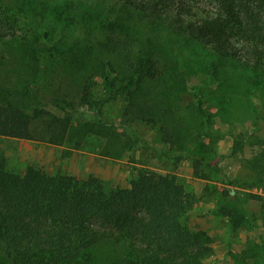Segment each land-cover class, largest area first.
<instances>
[{
	"label": "trees",
	"instance_id": "1",
	"mask_svg": "<svg viewBox=\"0 0 264 264\" xmlns=\"http://www.w3.org/2000/svg\"><path fill=\"white\" fill-rule=\"evenodd\" d=\"M101 1L107 4L101 14L84 7L77 15L72 1L60 5L50 17V27L43 31L46 38H51V27L56 24L76 28L80 22L77 18L83 14L86 27L90 22V29L106 34L96 38L87 31H78L81 39L64 57L68 68L78 67L81 60L98 50L118 53L124 61L126 76H119L109 62L102 72L100 67L93 66L92 76L99 75L103 92L95 102L97 109L107 99H118L125 104L126 113L142 115L149 122L155 120V109L159 111L163 104L161 96L154 104L147 101L148 94L154 93L147 90L151 84L172 82L168 94L182 85L175 62L165 56L161 41L153 38L152 30L156 29L166 30L210 56L215 69L226 61L252 68L250 83L264 98V74H260L264 72V0ZM39 2L15 0V7H5L3 15L43 20V7L39 10L36 6ZM130 23L136 25L133 30L138 33L143 32L140 26L144 29L143 40H121L119 44L112 35L122 37L123 31L131 29ZM214 80L213 74L211 81ZM192 90L198 95L202 87L193 86ZM89 98L87 84L82 103H89ZM198 104L201 106L202 100ZM41 107L3 98L0 137L32 140L33 119L42 112ZM162 112L165 115L167 109ZM160 121L163 142L180 145V128H173L168 118ZM133 142H139L138 138ZM199 142L198 146H202ZM247 147L253 150L249 156L244 155ZM231 152L240 158L245 175V180L231 183L251 182L264 188V139L240 133L231 138ZM182 157L193 161L196 173L205 166L214 167L217 162L202 150L188 151ZM234 193L225 189L227 196ZM251 196L262 202L264 208L261 196ZM193 199L177 177L170 174L139 172L128 187L107 189L93 175L74 178L34 166L18 173L0 157V244L10 264H206L212 250L207 246L205 232L199 228L192 230L185 222L193 209ZM211 215L226 217L220 210ZM228 223L232 224L230 220ZM239 264L247 263L242 260Z\"/></svg>",
	"mask_w": 264,
	"mask_h": 264
},
{
	"label": "rangeland",
	"instance_id": "2",
	"mask_svg": "<svg viewBox=\"0 0 264 264\" xmlns=\"http://www.w3.org/2000/svg\"><path fill=\"white\" fill-rule=\"evenodd\" d=\"M39 1L36 6L39 10L43 7V20L15 18L10 14L4 17V8L15 7V0H0V101L11 98L42 106V112L33 119L32 140L0 137V157L7 167L18 173L34 166L74 178L93 175L107 189L128 187L139 172L176 176L194 196L193 209L185 222L192 230L199 228L205 232L207 246L212 250L206 264H239L242 260L262 264L264 208L251 195L264 199V188L251 182L231 183L245 180L241 160L231 152V138L252 133L264 139V98L250 83L253 69L232 61L217 64L215 69L210 56L193 45L172 37L166 30H152L153 38L164 46L165 56L175 62L182 85L168 94L172 82L151 84L147 90L154 93L148 94L147 101L154 104L161 96L163 104L158 105L159 111L155 109V120L149 122L142 115L126 113L125 104L118 99L109 98L97 109L95 102L103 92L99 75L92 76L93 66L100 67L102 72L109 62L119 76H126L124 61L118 53L98 50L83 58L78 67L68 68L64 57L75 49L83 31L96 38L106 34L90 29V22L86 27L83 14L77 18L80 22L76 28L56 24L51 27V38H46L43 31L50 27V17L62 4L72 1L77 15L84 7L101 14L107 4L101 0ZM203 6L209 8L207 4ZM134 26L130 23L131 29L123 31L122 37L112 38H117L119 44L121 40H143L144 29L140 26L143 32L138 33ZM213 74L215 80L211 81ZM87 84L89 103H82ZM193 86L202 87L198 95ZM161 118H168L173 128H180V145L163 142ZM135 137L139 142H133ZM199 141L202 146H198ZM199 150L217 162L214 167L205 166L196 173L193 161L182 155ZM162 151L170 152V156ZM252 153L249 147L244 150L245 156ZM226 188L234 190V196H227ZM214 210L224 211L226 217H214ZM0 264H10L1 244Z\"/></svg>",
	"mask_w": 264,
	"mask_h": 264
}]
</instances>
